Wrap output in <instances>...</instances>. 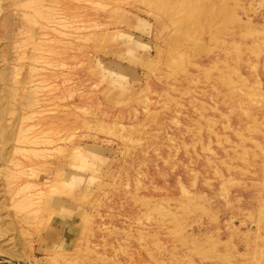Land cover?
<instances>
[{
  "label": "rangeland",
  "instance_id": "obj_1",
  "mask_svg": "<svg viewBox=\"0 0 264 264\" xmlns=\"http://www.w3.org/2000/svg\"><path fill=\"white\" fill-rule=\"evenodd\" d=\"M0 264H264V0H0Z\"/></svg>",
  "mask_w": 264,
  "mask_h": 264
}]
</instances>
